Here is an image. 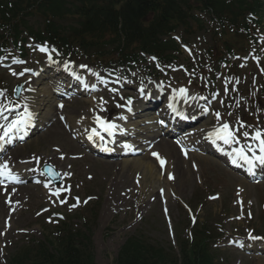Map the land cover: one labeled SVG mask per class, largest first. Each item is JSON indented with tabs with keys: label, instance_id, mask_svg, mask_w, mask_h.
Wrapping results in <instances>:
<instances>
[{
	"label": "rangeland",
	"instance_id": "rangeland-1",
	"mask_svg": "<svg viewBox=\"0 0 264 264\" xmlns=\"http://www.w3.org/2000/svg\"><path fill=\"white\" fill-rule=\"evenodd\" d=\"M195 36L191 40V49H183L178 60L180 63L178 69L183 67L188 69V71L185 70L187 73H181L180 70L176 72L180 77L187 74L188 77L183 75L185 81L190 77L192 67L197 62H205L204 50L207 48L210 37L205 32L197 33ZM29 57L28 62L31 65L37 61L41 64L45 58L34 48L29 51ZM182 65L184 66L182 67ZM231 65H234L240 74L238 84L231 78H226V72ZM74 70L75 72L82 71V67L75 66ZM136 73L138 71H134L131 75L134 76ZM214 74L220 99L219 108L228 110H225L228 120L236 127L235 124H239L241 117L246 118L247 115L253 117L249 120L248 125H244L243 128L238 127L240 129L239 136L245 140L242 136L243 131H248L251 135L257 128L264 130V112L251 102V99L258 96L261 86L264 84V66L231 59L229 64H223L220 70L214 71ZM0 77L3 78L6 86L5 95L8 100H11L14 87L22 80L16 79L9 71L1 68ZM55 77V75L46 74L42 79H38L36 87L40 85L41 90L36 94L27 93L26 97L24 95L17 109H25V106H29L35 112L40 113L42 118H48L49 122L57 119V115L60 113L66 116L67 120L69 117L72 120H80L82 110L90 109V118L93 120L97 111L91 113L94 107L91 102L85 104L84 107V104H81L83 97L74 99L72 102H64L61 104L64 107L63 110L60 106L57 107L55 100L49 98L44 100L43 91H48V87L53 83L59 85L60 80ZM147 78L148 73L146 72L144 80ZM144 80L142 79V81ZM138 82L140 87L144 88L145 84H141L139 80ZM197 84H200V81ZM196 87L199 86L196 85ZM238 90L241 92L236 94ZM196 92L195 88L194 92L191 91V95H195ZM1 98V101L4 102L5 97ZM231 109H235V112H231ZM18 112H14L13 116ZM99 112L101 111L99 110ZM58 126L62 131L51 125L48 130L32 136L25 145L18 147L16 151L20 155L31 157V164L35 170L46 164L47 155H64V160H61L58 170L64 171L68 175H64L66 178L62 179L60 185L66 182L65 187L68 189V186H71L72 190L57 197L49 194V189L28 185L22 189L24 192L25 189L30 191L25 192L23 197L19 196L13 202L8 197L11 195L1 192L3 201L9 207H13L7 214L0 211V264H9L11 255L16 248L26 244L29 240H42L48 236L53 229L45 226L55 225L61 220H66L73 223L75 227H81L89 216L86 210L96 202L99 204L98 219L93 235L96 264H115V258L121 245L129 236L138 232L145 233L153 241L167 249L171 246L175 247L174 251L177 252L179 250L178 239L184 238L186 232L191 229L187 213L180 201L177 198L169 200L172 222L170 224L162 213V203L158 198L157 188L153 184L139 179L143 178L142 169L136 168L133 160L111 162L86 155L85 150L74 140L72 136L74 131L67 132L61 122H58ZM247 141H251V139ZM171 145L175 148V156L181 160L184 173L179 178L176 173L177 169L173 168L177 179L169 185V190H175L178 198L187 202L194 209H197L200 204L197 225L208 220L209 227L217 233H219V228H223L227 232H237L245 237L253 229H258L256 232L264 234V183L251 185L242 176L232 173L222 162L212 156L202 153L185 157L179 153L174 144L171 143ZM56 148L58 150H55ZM148 156L149 158L141 155L140 162L144 166L150 165L156 168V173L153 176L158 178V160L151 154ZM36 158L41 162H36ZM136 179L139 181L136 182ZM57 186L59 187V184L54 187ZM243 189L242 197L245 200L246 208L240 209L235 206L234 201L237 193ZM256 189L259 192L256 193ZM213 192L218 194L212 196ZM91 195L98 196V200L91 201L88 205L83 203V206L71 207L77 202V197L79 200L81 197L83 201L86 196ZM115 197H121L124 202L115 206ZM61 200L66 202L62 204ZM109 205L110 208H108ZM47 206H50L51 210L42 213V208ZM85 206L87 207L85 208ZM113 206L115 207L113 208ZM56 210L63 213L64 216L59 219ZM73 210H80V213L78 214V211L74 213ZM250 211L253 215L252 218L248 216ZM83 212L86 216L83 215ZM171 226H174V235L169 232ZM255 244L256 247L261 248L264 246V241ZM217 247L215 253L217 264H264V254L245 255V253L226 248L227 246L223 242L218 243Z\"/></svg>",
	"mask_w": 264,
	"mask_h": 264
},
{
	"label": "trees",
	"instance_id": "trees-1",
	"mask_svg": "<svg viewBox=\"0 0 264 264\" xmlns=\"http://www.w3.org/2000/svg\"><path fill=\"white\" fill-rule=\"evenodd\" d=\"M73 1H79L78 5L64 9L67 0H11V3L0 0V26L8 32L0 35V45L7 47L9 40L18 45L21 24L27 25L29 15H38L44 19L45 27H28V33L38 40H61L71 49H98L113 43L117 46V56L125 58L120 46L123 50L129 49L131 55L137 49L175 47L172 40L162 41L161 35L170 34L179 25L190 33L201 23L193 13L196 9L207 11L213 18L227 16L233 23L248 10L256 13L261 10V0H70ZM72 17L76 18L77 27L67 28L54 22L55 18ZM182 251V264H213L203 239L190 248L184 243ZM117 262L175 264L162 248L135 237L121 248ZM12 264H95L90 234L67 228L55 241L48 238L47 243L34 242L26 247L13 258Z\"/></svg>",
	"mask_w": 264,
	"mask_h": 264
},
{
	"label": "snow or ice",
	"instance_id": "snow-or-ice-1",
	"mask_svg": "<svg viewBox=\"0 0 264 264\" xmlns=\"http://www.w3.org/2000/svg\"><path fill=\"white\" fill-rule=\"evenodd\" d=\"M41 51H47L45 48H41ZM16 63H23V61H15ZM65 69H68V64L65 63L64 65ZM80 67L86 68V65H81ZM31 71L30 69H24L23 72H20L19 75H24V72ZM88 71H92L91 69H88ZM17 73L13 72V75H16ZM75 76V73H73ZM76 79H80L79 76H75ZM112 91H116V89H113ZM179 94L182 96L187 95V89L180 88ZM0 97H5L4 102H0V121H3L0 123V146H2L3 143H10L14 135H18L20 132H22L26 126L31 122L32 113L28 110L27 106H25L23 113H16L14 118L9 120V116L6 115L7 112H10L12 108L18 107L17 104H14L11 100H8L5 91L0 90ZM106 103V102H105ZM128 104H131V99L128 100ZM118 107H123L124 105H117ZM60 107H63V105H60ZM175 110V109H174ZM131 111V109H129ZM216 116L219 118L220 114L217 112ZM121 119H126V117H121ZM95 122L99 126V128L103 131L108 133V135H112L116 130L119 129V126L115 124L112 121H107L104 118H101L100 116L95 117ZM160 123H163V121H160ZM243 123H240V128H243ZM239 128H232L230 127L228 122H223L216 127H214L212 130L207 132V139L211 140L213 144H216L217 141H222L225 145H232V144H240L239 137L237 136V132L239 131ZM87 131V130H86ZM242 136L245 138L246 142L245 144L233 148L232 151L229 153V155L232 158V163L236 164L239 161H243L245 164L248 165L249 172H252L253 169L257 167V163L259 165H264V130H261L259 128L255 129L254 132L250 135L248 131H243ZM94 138H98L100 140H103L104 137L100 134V131H97L96 128H92L90 132H88V139L91 141ZM251 139V141L258 142L256 144V147L259 149V155L256 154V148L253 147L252 143H247V140ZM179 143V141H177ZM249 152H251V156L249 155ZM185 155H187V152H184ZM153 156L157 158V160L160 163L161 168H163L166 164V160L156 152L152 153ZM63 158V157H62ZM38 161V158H36ZM48 172L52 174V168L51 166H48ZM66 175H68L66 173ZM4 178H7L10 181H17V176L12 172V170L8 166V162L5 161L4 163L0 164V184L4 183ZM168 178L172 179L173 176L171 173L168 174ZM47 187V185H45ZM61 191H69V189H61L57 188L56 191L53 193L57 197L60 196ZM239 196V193H237ZM77 203H79V198H76ZM61 203H65V200H61ZM85 203L87 201H84ZM242 203V202H241ZM76 204L71 205V207H75ZM249 215H251L249 213ZM253 239H264L262 237H251Z\"/></svg>",
	"mask_w": 264,
	"mask_h": 264
},
{
	"label": "bare ground",
	"instance_id": "bare-ground-1",
	"mask_svg": "<svg viewBox=\"0 0 264 264\" xmlns=\"http://www.w3.org/2000/svg\"><path fill=\"white\" fill-rule=\"evenodd\" d=\"M46 97H48V98H52V95H51V92H46L45 93V96H44V100H45V98ZM43 100V101H44ZM53 124H54V122H53ZM52 124V125H53ZM58 130L59 131H62L61 130V128L60 127H58ZM164 144V148L166 149V148H168V149H171L172 151H174V148L173 147H171L167 142H165V143H163ZM159 147H161V145H159ZM10 149V148H9ZM163 150V149H162ZM164 152H165V150H163ZM17 152V151H16ZM15 151H10V152H8V162H10L11 164H14V163H18L19 161H22L25 157L24 156H22V155H20L18 152L16 153ZM49 157H47V163L48 164H51L52 166H53V168H56V169H58V166L60 165V163L62 162L61 160H59L55 155H48ZM125 162H128V160H125ZM135 165L136 166H141L142 164L141 163H135ZM176 168H177V174L179 175V177H182L183 176V170H182V166H181V164L178 162V161H176ZM29 170L32 172V168L30 169L29 168ZM144 175H146V176H149V177H151L152 179H154L155 178V176H153L152 175V166H151V169H148V167L147 168H145V170H144ZM159 180V179H158ZM158 180H156V179H154V184L155 183H157L158 182ZM119 181H121L120 179H119ZM165 182V181H164ZM29 189V188H28ZM30 190H27V189H25V192H29ZM1 192L3 193V194H8V195H11V196H8L9 198H11V201L13 202V201H16V199L19 197V196H21V197H23L24 196V191H23V189L22 188H13V187H10V186H3V188H1L0 187V211L1 212H5V214H7L8 212L10 213L11 212V207H13V206H10L9 207V205H7L4 201H3V199H2V195H1ZM6 198H7V196H6ZM8 201V200H7ZM114 201H116L115 202V206H119L121 203H123L124 201H123V199L121 198V197H115V199H114ZM115 206H113V208L115 207ZM108 208H110V205L108 206ZM10 209V210H9Z\"/></svg>",
	"mask_w": 264,
	"mask_h": 264
}]
</instances>
